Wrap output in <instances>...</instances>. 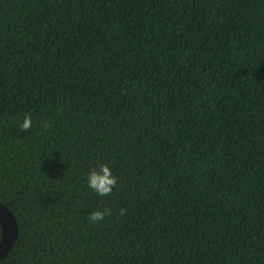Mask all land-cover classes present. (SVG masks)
<instances>
[{
	"label": "trees",
	"instance_id": "1",
	"mask_svg": "<svg viewBox=\"0 0 264 264\" xmlns=\"http://www.w3.org/2000/svg\"><path fill=\"white\" fill-rule=\"evenodd\" d=\"M0 202V264H264V0H0Z\"/></svg>",
	"mask_w": 264,
	"mask_h": 264
},
{
	"label": "clouds",
	"instance_id": "2",
	"mask_svg": "<svg viewBox=\"0 0 264 264\" xmlns=\"http://www.w3.org/2000/svg\"><path fill=\"white\" fill-rule=\"evenodd\" d=\"M33 121L31 114H25V117L20 124V128L28 131L32 128ZM43 128H48L47 122L41 125ZM118 183V177L113 174L112 169L107 164H101L99 168H93L87 177L88 186L99 196H109ZM126 209H120V215L126 214ZM112 214V210L105 208L103 210H95L89 214L88 220L92 224H97L105 220Z\"/></svg>",
	"mask_w": 264,
	"mask_h": 264
},
{
	"label": "water",
	"instance_id": "3",
	"mask_svg": "<svg viewBox=\"0 0 264 264\" xmlns=\"http://www.w3.org/2000/svg\"><path fill=\"white\" fill-rule=\"evenodd\" d=\"M0 261L8 256L18 237L17 221L13 213L0 202Z\"/></svg>",
	"mask_w": 264,
	"mask_h": 264
}]
</instances>
